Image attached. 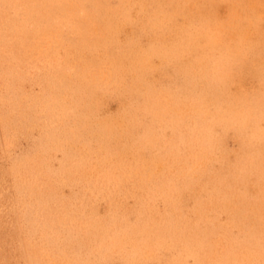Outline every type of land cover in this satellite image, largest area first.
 Returning a JSON list of instances; mask_svg holds the SVG:
<instances>
[{"label": "rangeland", "instance_id": "1", "mask_svg": "<svg viewBox=\"0 0 264 264\" xmlns=\"http://www.w3.org/2000/svg\"><path fill=\"white\" fill-rule=\"evenodd\" d=\"M0 264H264V0H0Z\"/></svg>", "mask_w": 264, "mask_h": 264}]
</instances>
